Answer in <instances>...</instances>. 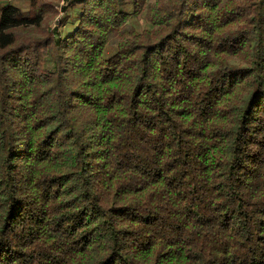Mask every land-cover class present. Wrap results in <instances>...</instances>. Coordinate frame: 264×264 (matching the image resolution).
<instances>
[{
	"label": "trees",
	"instance_id": "trees-1",
	"mask_svg": "<svg viewBox=\"0 0 264 264\" xmlns=\"http://www.w3.org/2000/svg\"><path fill=\"white\" fill-rule=\"evenodd\" d=\"M145 3L1 9L0 264H264V0Z\"/></svg>",
	"mask_w": 264,
	"mask_h": 264
},
{
	"label": "rangeland",
	"instance_id": "rangeland-1",
	"mask_svg": "<svg viewBox=\"0 0 264 264\" xmlns=\"http://www.w3.org/2000/svg\"><path fill=\"white\" fill-rule=\"evenodd\" d=\"M48 3H51L52 5H54V8L55 10L57 11V14H51L48 18H47V22L48 24L50 25V28H54V24L57 23V19L59 17H61L62 15H64V12H62V8L66 5V2L67 0H63V3H61V0H44ZM146 3L144 4V6H147L149 5L150 3H153L154 1H162V0H144ZM9 5H13V6H17L19 8H21L22 10H27L28 9V6H29V0H16L12 3H9V4H4V2H2V0H0V12H1V9L5 6H9ZM128 11L130 10V7H127L126 8ZM69 10V9H68ZM71 14L72 17H74L75 15V10H70L69 11ZM69 13V15H70ZM139 15L136 16V22L134 24L135 27L137 28L138 31H141L140 29H143V19H142V13L139 12L138 13ZM71 18H66V21L65 23H62L63 25H59V27L57 28V31L60 32L61 35H64L66 34L67 32H70L71 30L74 29V27H76V23L75 25H71L69 23V21ZM106 54L107 55H111L112 53H114L115 51V46L114 45H109L106 47Z\"/></svg>",
	"mask_w": 264,
	"mask_h": 264
},
{
	"label": "built area",
	"instance_id": "built-area-1",
	"mask_svg": "<svg viewBox=\"0 0 264 264\" xmlns=\"http://www.w3.org/2000/svg\"><path fill=\"white\" fill-rule=\"evenodd\" d=\"M16 0H2V2H4V4H9V3H12Z\"/></svg>",
	"mask_w": 264,
	"mask_h": 264
},
{
	"label": "clouds",
	"instance_id": "clouds-1",
	"mask_svg": "<svg viewBox=\"0 0 264 264\" xmlns=\"http://www.w3.org/2000/svg\"><path fill=\"white\" fill-rule=\"evenodd\" d=\"M61 3H63V0H61Z\"/></svg>",
	"mask_w": 264,
	"mask_h": 264
}]
</instances>
